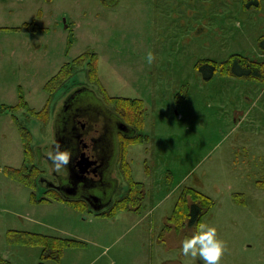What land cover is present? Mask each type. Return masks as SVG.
Wrapping results in <instances>:
<instances>
[{
    "label": "rangeland",
    "instance_id": "obj_1",
    "mask_svg": "<svg viewBox=\"0 0 264 264\" xmlns=\"http://www.w3.org/2000/svg\"><path fill=\"white\" fill-rule=\"evenodd\" d=\"M243 1L120 0L106 6L101 0H0L3 257L11 264H39L40 246L9 239L11 231H24L83 243L47 264H203L181 251L192 227L173 234L164 229L182 190L193 187L215 201L202 219L225 242L221 264H264V82L219 72L207 80L196 68L202 59L221 64L234 54L264 61L258 44L264 0L260 9H245ZM32 22L40 28L21 29ZM86 51L97 53L108 95L140 98L146 105L142 134L149 139L130 144L127 152L134 179L147 191L139 212L120 210L108 217L86 202L83 208L64 201L32 202L33 194L38 200L46 195L40 177L56 182L47 153L60 134L62 101L76 87H89L102 104L140 129L125 116L122 103L110 102L91 80L88 62L77 60L53 96L45 89L64 63ZM21 95L37 111L48 105V120L25 108L12 110ZM16 118L33 135L30 157L40 167L35 187L4 172L25 162ZM117 140L123 151L128 139ZM114 169L120 186L110 194L116 201L128 182L121 165Z\"/></svg>",
    "mask_w": 264,
    "mask_h": 264
},
{
    "label": "trees",
    "instance_id": "obj_2",
    "mask_svg": "<svg viewBox=\"0 0 264 264\" xmlns=\"http://www.w3.org/2000/svg\"><path fill=\"white\" fill-rule=\"evenodd\" d=\"M102 3L106 6L117 5L120 0H101ZM245 9H260L262 7V0H244ZM3 27H0L2 29ZM40 27L36 22L25 23L21 29L25 30H38ZM16 29H20L16 28ZM259 47L264 51V34L260 36L258 41ZM77 60H82L88 62V73L91 75V80L95 81L101 86V89L104 90V93L108 97L110 102L122 103V111L125 116L136 120V124L139 125L138 128H134V134L128 137L124 144V150L121 153V168L125 176V179L128 182V190L123 194L122 197L112 202L109 210L98 211L100 215L114 217L116 213L120 210H129V211H140L145 195L147 194L145 185L134 179L132 174V167L127 159L128 147L130 144H135L137 142H142L148 140L149 136L147 134H142L145 127V114H146V105L143 99L140 98H130V97H117L108 95L105 87L103 86L101 79L98 74V56L96 52L86 51L76 57L73 62L64 63L59 71L53 75L46 83L45 89L53 96V94L63 85V81L71 76L73 64H77ZM90 62H89V61ZM196 68L202 73L203 77L207 80L211 79L217 72L222 75L240 77L250 80H257L264 82V61L251 60L249 57L243 56L241 54L231 55L229 59L222 62L221 64L217 63L211 59H202L200 60ZM49 98H52L51 96ZM19 108L27 109L31 115H34L38 118L48 120L49 110L48 105H46L41 110L37 111L34 108H31L28 102L25 100L24 96H20L19 102L12 106V110L16 111ZM120 109V108H119ZM17 126L20 130L25 162L21 168L6 166L4 172L15 178L27 186L35 187L37 185L36 179H38L36 172L40 171V167L35 165L34 159L30 157L34 150L32 141L33 135L32 132L16 118ZM29 155V157H28ZM1 170V167H0ZM32 202H51L52 200L65 201L72 204L73 206L83 208L81 206L82 202H86L81 199L65 198L55 191V189L49 188L46 191L47 197L41 198L38 200L36 195L33 194ZM239 194H235L238 196ZM215 205V201L211 199L210 196L205 193L193 188L186 187L182 190L177 204L175 206L173 214L167 219L165 224L166 231L175 230L180 232L186 227H192L194 230L195 221L202 219L211 208ZM10 241L29 244V245H38L42 248L40 255L39 264H47L46 262L49 259H54L57 262L61 260L64 251L67 247L79 246L83 243L72 238H63L54 235H46L35 232H19L11 231L10 232ZM0 264H11L8 259L3 257L0 254Z\"/></svg>",
    "mask_w": 264,
    "mask_h": 264
},
{
    "label": "flooded vegetation",
    "instance_id": "obj_3",
    "mask_svg": "<svg viewBox=\"0 0 264 264\" xmlns=\"http://www.w3.org/2000/svg\"><path fill=\"white\" fill-rule=\"evenodd\" d=\"M60 108V134L54 147L58 143L70 150L72 157L61 173L54 171L56 182L42 178L41 185H50L65 198L104 209L114 201L110 190L117 193L120 186L114 169L121 165V140L117 139L132 136L134 128L85 85L69 93Z\"/></svg>",
    "mask_w": 264,
    "mask_h": 264
},
{
    "label": "clouds",
    "instance_id": "obj_4",
    "mask_svg": "<svg viewBox=\"0 0 264 264\" xmlns=\"http://www.w3.org/2000/svg\"><path fill=\"white\" fill-rule=\"evenodd\" d=\"M154 56L148 54L151 63ZM57 172L71 161L70 150L62 149L57 143L53 151L47 153ZM225 250V242L218 237L217 228L203 219L195 221L194 231L186 235L182 241L181 251L185 257H199L203 264H221Z\"/></svg>",
    "mask_w": 264,
    "mask_h": 264
},
{
    "label": "crops",
    "instance_id": "obj_5",
    "mask_svg": "<svg viewBox=\"0 0 264 264\" xmlns=\"http://www.w3.org/2000/svg\"><path fill=\"white\" fill-rule=\"evenodd\" d=\"M49 1H50V0H49ZM105 90H106V88H105ZM103 92H104V90H103ZM106 92L108 93V91H106ZM48 99H49V98H48ZM43 108H44V107H43ZM144 128H145V127H144ZM128 157H129V156H128V153H127V159H128ZM131 167H132V166H131ZM132 172H133V169H132ZM51 202H57V200H55V201L52 200ZM51 202H50V203H51ZM59 202H63V201H59ZM64 202H65V201H64ZM138 212H139V211H138ZM172 231H173V230H172ZM172 231H170V234L175 233V231H173V232H172ZM171 239H172V240L174 239L173 235H172V238H171ZM83 242H84V241H83ZM85 245H86V244H85ZM41 249H42V248H41ZM41 252H42V251H41ZM55 261H56V260H55Z\"/></svg>",
    "mask_w": 264,
    "mask_h": 264
},
{
    "label": "water",
    "instance_id": "obj_6",
    "mask_svg": "<svg viewBox=\"0 0 264 264\" xmlns=\"http://www.w3.org/2000/svg\"><path fill=\"white\" fill-rule=\"evenodd\" d=\"M95 209H101V206H94Z\"/></svg>",
    "mask_w": 264,
    "mask_h": 264
}]
</instances>
